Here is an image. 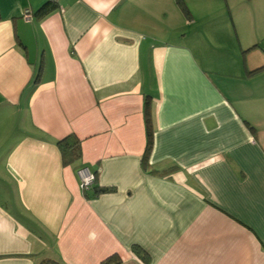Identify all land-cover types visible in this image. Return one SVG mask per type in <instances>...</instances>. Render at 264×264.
Instances as JSON below:
<instances>
[{
    "label": "crops",
    "instance_id": "crops-1",
    "mask_svg": "<svg viewBox=\"0 0 264 264\" xmlns=\"http://www.w3.org/2000/svg\"><path fill=\"white\" fill-rule=\"evenodd\" d=\"M113 254L264 264V0H0V264Z\"/></svg>",
    "mask_w": 264,
    "mask_h": 264
},
{
    "label": "trees",
    "instance_id": "trees-1",
    "mask_svg": "<svg viewBox=\"0 0 264 264\" xmlns=\"http://www.w3.org/2000/svg\"><path fill=\"white\" fill-rule=\"evenodd\" d=\"M56 8V3L52 1H46L43 4H41L35 14L39 17L45 16L49 12H51L53 9ZM262 67L256 68L251 72H255ZM250 72V73H251ZM144 124H145V135H146V143H145V156L143 161L146 160V155L148 154L149 150L152 146V139H153V130H154V124L151 117V112L148 107V103L145 101L144 105ZM56 146L59 150L61 161L63 165H70V164H77L81 160L82 156V150H81V139L74 133H69L59 139L56 140ZM112 188L106 187V188H99L96 189L93 193V195H97L101 192H108L111 191ZM132 251L139 256L143 261H148V255L147 253L141 249L138 245H133ZM121 262V259L117 254H113L105 259H103L100 264H119ZM39 264H58V262L54 260H43Z\"/></svg>",
    "mask_w": 264,
    "mask_h": 264
},
{
    "label": "built area",
    "instance_id": "built-area-1",
    "mask_svg": "<svg viewBox=\"0 0 264 264\" xmlns=\"http://www.w3.org/2000/svg\"><path fill=\"white\" fill-rule=\"evenodd\" d=\"M23 17H25L26 19L30 17V11L28 9L24 11ZM77 175L79 178V185L81 189H89L92 186L95 175L87 167H79L77 170Z\"/></svg>",
    "mask_w": 264,
    "mask_h": 264
}]
</instances>
